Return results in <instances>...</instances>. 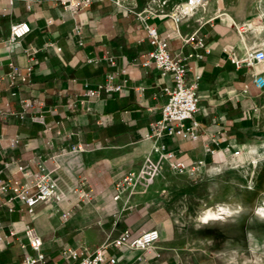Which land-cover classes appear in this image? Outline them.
<instances>
[{
	"label": "crops",
	"instance_id": "crops-1",
	"mask_svg": "<svg viewBox=\"0 0 264 264\" xmlns=\"http://www.w3.org/2000/svg\"><path fill=\"white\" fill-rule=\"evenodd\" d=\"M63 1L0 0V177L30 182L37 165L52 153L77 145L85 149L61 158L58 190L64 192L62 198L56 194L47 205L36 203L31 212L18 207L10 213L0 211L3 233L16 232L8 246L0 245V264H20L26 254H32L23 233L26 225L40 235L47 264H77L69 252L86 256L96 249L115 257L116 264H158L156 253L161 264H217L212 256L196 253L189 244H183L176 205H168L163 195L167 189L182 192L183 186L200 185L202 180L173 173L163 165L150 185H136L130 196L124 193L115 200L116 184L148 158L155 144L178 151L179 159L186 164L204 159L214 174V168L221 169L230 160L232 148L209 154L206 147L215 148L209 144L211 138L219 141L220 147L231 143L241 150L264 142V87L259 89L253 82L256 75L264 77V62L237 69L229 58L261 45L248 44L242 24L225 13L217 0H210L207 7L177 25L166 15L150 19L163 35L170 36L168 48L172 54L190 50L175 36L176 30L181 36L195 34L210 49L202 59L186 62L202 77L198 110L193 116L202 125L200 137L184 140L163 135L150 139L145 135L165 103L163 87L171 86L172 81L168 75L145 71L139 64L151 49L142 23L109 0L95 1L80 14L84 44L77 46L71 36L74 21L60 18ZM168 1L167 11L179 0ZM49 19L51 24L47 23ZM16 21L28 22L31 32L8 45L9 27ZM47 40L55 42L61 51L47 48L32 58L23 51L32 42L43 44ZM89 53L95 57L108 53L117 58V66L126 68V73L118 75V81L124 84L121 92L85 94V83L94 87L107 73L117 72L106 62L88 64ZM122 55L126 57L121 59ZM10 62L21 70L32 66L30 83L9 84L6 74ZM138 86L145 88L142 100L135 90ZM26 99L42 106L17 123L6 113L20 111ZM40 114L44 122L29 118ZM11 137L19 142L8 151ZM20 165L28 166L29 175L18 171ZM72 187L83 194L70 191ZM153 229L159 239L149 250H126L113 244L124 230L133 239Z\"/></svg>",
	"mask_w": 264,
	"mask_h": 264
},
{
	"label": "built area",
	"instance_id": "built-area-1",
	"mask_svg": "<svg viewBox=\"0 0 264 264\" xmlns=\"http://www.w3.org/2000/svg\"><path fill=\"white\" fill-rule=\"evenodd\" d=\"M10 3L12 0H9ZM95 1L106 0H64L63 13L60 16L61 20L72 19L75 26L72 29L71 36L76 39V45L84 44L83 29L80 24V14L88 9ZM115 8L124 9L130 16L135 17L143 25L146 32V38L151 46V49L142 55L139 64L145 71L155 72L160 76L168 75L171 78L172 85L164 86L163 93L165 95V103L159 110V117L150 123V133L146 134V138L158 139L166 135L171 138H181L184 140H196L202 133V125L194 119V114L198 110V89L202 83L200 74L195 73L191 67L187 65V60L190 58L202 59L204 55L210 53V49L204 45L203 40L195 34L186 36L179 35L175 31V36L181 39L183 46L189 47L186 54H172L168 48L169 35H163L158 26L149 22L150 19L166 15L174 24H179L193 16L199 9L209 5L210 0H179L171 3L169 11L167 6L168 0H149L147 3L138 8L135 0H109ZM48 24L52 20L47 21ZM31 32V26L26 21L13 22L9 27L6 44L10 45L19 42ZM47 48H54L56 51H61V47L55 42L47 40L43 44L32 42L23 48V51L30 58L37 53L45 51ZM198 49H202L199 52ZM227 50V49H225ZM126 55L120 58L124 59ZM231 63L237 69L242 67L251 68L256 64L264 62V49L257 48L247 50L243 55L229 56ZM117 58L103 54L100 57L92 56L91 53L86 57L88 64L97 65L101 62H106L108 65L116 67L117 72L107 73L103 82L91 87L88 83L84 84L85 94L88 96H98L101 91L107 93L121 92L124 89V84L118 81V75L126 73V68L122 65L117 66ZM10 70L6 74V79L10 85H19L22 83H30V75L32 74V66L27 65L21 70L16 64L10 62L8 64ZM255 86L259 89L264 87V77L256 75L253 78ZM140 100L143 99L145 88L138 86L135 88ZM41 102H35L32 99L23 100L21 110L17 112H7L6 115L13 117L19 123L26 118L28 112L35 108H40ZM32 121L44 122L43 115L30 116ZM19 139L11 137L7 149L17 145ZM209 144L213 147H206L209 154H214L217 151L232 148L229 155L231 159H239L242 154L241 149H235L234 145L229 143L220 147L219 141L211 138ZM84 148L80 145L72 146L69 151L60 149L57 153H52L44 162L37 165L36 171L33 173V178L30 182L20 183L16 179L0 177V211L13 212L16 207L26 208L29 212L33 210L36 203L47 205L50 200L57 194L58 199L64 196V192L58 190L59 184L62 181V167L60 165L61 158L66 153H82ZM165 165L173 173L183 174L194 181H201L204 177L212 173L210 166L204 159L192 160L186 164L179 159V153L176 150H169L163 144H155L148 158L141 163L136 169L128 171L116 184L118 193L114 197L115 200L121 197V194L126 193L128 196L135 191L136 185L147 187L160 174L162 166ZM18 171L23 175H29L27 165L18 166ZM220 169L214 168V173ZM72 192L83 194V192L75 187L69 188ZM65 216V215H64ZM3 225L0 221V245L8 246L15 237L16 232L11 230L8 234L3 233ZM27 244L32 251V254H26L20 264H47V258L43 251V243L40 235L35 229L26 225L23 229ZM159 233L156 229L145 231L139 236L130 239V232L124 230L113 244L121 249L126 250H149L153 244L158 241ZM69 256L78 260L77 264H116V258L106 255L102 249H96L92 254L81 256V253L76 251L69 252ZM156 263L161 264L160 254H155Z\"/></svg>",
	"mask_w": 264,
	"mask_h": 264
},
{
	"label": "rangeland",
	"instance_id": "rangeland-1",
	"mask_svg": "<svg viewBox=\"0 0 264 264\" xmlns=\"http://www.w3.org/2000/svg\"><path fill=\"white\" fill-rule=\"evenodd\" d=\"M148 1L135 0L138 8ZM217 1L242 24L248 44L264 49V0ZM182 188V192L167 189L163 195L168 205H176L183 244L212 256L217 264H264V216L254 212L256 207H264V142L247 145L239 159L229 160L200 185ZM227 205L235 209L233 215L202 220L208 210Z\"/></svg>",
	"mask_w": 264,
	"mask_h": 264
},
{
	"label": "bare ground",
	"instance_id": "bare-ground-1",
	"mask_svg": "<svg viewBox=\"0 0 264 264\" xmlns=\"http://www.w3.org/2000/svg\"><path fill=\"white\" fill-rule=\"evenodd\" d=\"M223 210V211H221ZM233 208H231L230 206H222L217 208L216 210H208L205 214V216L203 217V221H211V220H219V219H224L225 217L231 216L234 213ZM254 212L258 215V216H264V207H256L254 208Z\"/></svg>",
	"mask_w": 264,
	"mask_h": 264
},
{
	"label": "snow or ice",
	"instance_id": "snow-or-ice-1",
	"mask_svg": "<svg viewBox=\"0 0 264 264\" xmlns=\"http://www.w3.org/2000/svg\"><path fill=\"white\" fill-rule=\"evenodd\" d=\"M221 211H223V210H221Z\"/></svg>",
	"mask_w": 264,
	"mask_h": 264
}]
</instances>
